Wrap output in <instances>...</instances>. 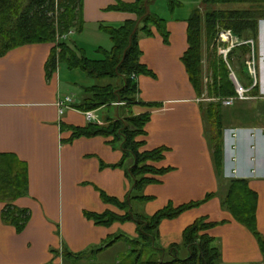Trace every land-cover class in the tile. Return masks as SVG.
Instances as JSON below:
<instances>
[{
	"label": "crops",
	"instance_id": "0c3cea01",
	"mask_svg": "<svg viewBox=\"0 0 264 264\" xmlns=\"http://www.w3.org/2000/svg\"><path fill=\"white\" fill-rule=\"evenodd\" d=\"M155 1L149 6L153 5L154 13L167 20L169 40L165 43L156 29L153 36L139 40L141 63L155 76L136 78L141 102L131 110L134 115L151 116L145 126L146 134L138 138L143 143L139 152L167 149L164 158L154 165L169 171L151 176L157 182L144 189L145 196L151 199L131 208L152 216L169 204L177 207L212 194L197 207L161 222L159 244L165 250V260L172 258L170 248L181 244L183 230L196 219L205 218L215 223L206 233L220 247L219 264H264L253 234L221 206L224 183L216 175L206 137L203 94L196 92L182 63L188 48L187 20L195 9L202 10V0H178L181 7L169 15ZM119 2L131 4L135 0L83 1L84 25L80 32L73 30L71 39L85 53V44L75 39L77 35L94 37L92 46L96 50L102 45L110 50V39L109 43L106 39L107 43L99 42L107 35L102 26H120L137 19L133 13L111 10ZM54 47L55 43L23 45L0 58V155L14 156L26 167L28 189L13 204L31 212L28 224L19 233L14 225L3 222L6 203L0 202V264H126L121 257L130 247L127 239L138 237L137 225H97L85 212L126 214L125 209L104 200L102 193L121 203L127 200L134 187L128 171L135 165V158L128 157L120 166L124 152L120 145L111 142L112 138L72 140L74 127L105 125L108 119L119 115L123 104L88 111L96 116L90 121L86 111L78 106L90 96V89L97 82L64 62L48 79L46 65ZM205 47L202 37V62ZM202 70L204 74L203 64ZM231 74L239 90L234 72ZM118 82L122 84L121 79L113 84ZM66 97L71 101L65 103L61 113L59 104ZM104 111L106 119L99 115ZM225 128L223 178L245 179L256 193V227L264 240V128L244 125L237 128L240 131L234 138L231 133L230 137L227 135ZM179 248L176 255L186 257L187 250ZM95 249L99 251L93 256L78 261L65 253H89Z\"/></svg>",
	"mask_w": 264,
	"mask_h": 264
},
{
	"label": "trees",
	"instance_id": "16d2710c",
	"mask_svg": "<svg viewBox=\"0 0 264 264\" xmlns=\"http://www.w3.org/2000/svg\"><path fill=\"white\" fill-rule=\"evenodd\" d=\"M84 0H0V58L11 50L20 46L37 43H55L46 69L47 78L50 79L60 62H64L70 69H80L86 75L97 81L103 79H121L119 86L112 83L106 85L96 84L90 89V96L78 109L83 111H96L120 102L119 115L108 119L105 125L91 123L85 127H74L72 140L82 137L92 138L102 136L112 138V143L120 145L123 149V163L133 156L135 165L128 171L134 187L123 203L108 198L102 193V198L112 201L126 210V214L119 216L111 212L97 214L85 212L89 220L97 225L110 226L116 222H134L137 225L138 237L127 239L130 246L123 254L121 261L126 264H219L221 259L220 247L217 240L209 236L206 231L215 226V223L198 218L187 226L181 236V244L170 248L172 258L165 260V250L161 248L159 226L163 220L174 219L191 208L197 207L210 199L208 194L198 202H190L177 207L169 204L152 216H147L131 208L132 205L145 204L151 198L145 196L147 185L157 182L151 176L162 175L169 169H158L154 163L164 158L165 148L152 151L139 152L143 144L138 138L145 135V126L150 121V114L134 115L132 106L140 103L139 85L136 78L140 75L155 76L154 73L141 63L142 51L139 47L141 36L154 35V29L168 43L169 33L167 20L150 10L152 0H135L126 4L119 2L111 10L133 13L136 20H128L120 26L104 25L102 29L113 43L110 50L99 48V59H90L85 51L79 48L74 40L64 39L62 35L69 30L80 32L84 25L82 9ZM169 13L181 7L178 0H164ZM202 3L213 7L204 13V41L207 47L213 45L221 30L230 31L242 40L253 41V47L259 33L260 23L264 21V0H202ZM234 4H244L246 8L229 7ZM218 7V8H217ZM187 42L188 48L182 57L189 80L200 95L207 91L209 98L235 97L237 84L229 68L238 64L246 71L248 65L244 57L250 52L246 45L232 49L228 54L227 64L219 58L217 62L210 63L212 71L211 85H204L202 70V15L200 9H195L188 20ZM227 65V66H226ZM232 70V69H231ZM235 74V72H234ZM236 76V74H235ZM248 77V75H247ZM249 78V77H248ZM250 79V78H249ZM238 80V79H237ZM251 80V79H250ZM235 86V88H234ZM248 88V86L246 87ZM258 87L250 88L252 96H259ZM239 91V90H238ZM264 101L261 96L257 102ZM204 127L206 137L211 148L213 166L220 183H224L223 195L220 203L222 208L230 213L235 221L247 228L256 239L262 255L264 256V240L256 227L257 195L248 187L245 179L223 178V135L224 118L221 102L209 103L203 107ZM236 121H242L245 126H254L255 120L247 118V111L241 105L227 115L235 116ZM252 120V121H251ZM224 180V181H223ZM222 187V186H221ZM28 189V174L23 163L11 155H0V202L6 203L2 212L4 223L12 224L17 232H22L31 218L27 209H19L13 202L23 196ZM120 237H115L109 245ZM182 247L187 250L186 257H178L176 252ZM99 249L79 254L65 252L75 261L93 256Z\"/></svg>",
	"mask_w": 264,
	"mask_h": 264
},
{
	"label": "rangeland",
	"instance_id": "374dc122",
	"mask_svg": "<svg viewBox=\"0 0 264 264\" xmlns=\"http://www.w3.org/2000/svg\"><path fill=\"white\" fill-rule=\"evenodd\" d=\"M155 3L158 4V6H160V10H163L165 12L166 15H169V9L165 3L164 0H156ZM199 3V2H198ZM201 10V15H202V23H201V29H202V37H204V13L207 10H210L213 7H209L207 5H205L204 3H202V1H200L199 3ZM153 5L150 6V9L152 10ZM229 7H233V8H246V5L244 4H234V5H230ZM218 8V7H217ZM154 12V9L152 10ZM178 11V10H176ZM79 35H77L75 37V39L77 38L78 41L83 42V45L86 48V55L87 57H89L90 59H99L100 55L97 53V50L93 48L92 44H95V39L94 37H89L87 35L84 36H80L78 38ZM73 38V36H72ZM143 38V36L140 37L139 40H141ZM108 41L109 43V36L105 35L104 38H102V43H105L106 41ZM107 43V42H106ZM103 48L105 49V45H102ZM206 50H204V56H203V67H204V74H203V79H205V82L203 80L204 85H211L212 83V71L210 70V63L212 64V62L216 61L221 58L226 64L228 62V56L230 54H227L226 60L224 59L223 55L221 54V51L226 48V45L221 44L220 42H218V35L216 37V39L214 40V43L212 46L207 47L206 45ZM244 61L247 62L246 65L248 66H252L254 64L255 66V70H256V75H257V87H258V94L259 96H262L264 98V21L260 23L259 26V33L257 36V39L255 41V46L253 49V53L252 51H250L249 53H247L244 57ZM227 66V65H226ZM229 69V67H228ZM232 69L233 72H235L236 74V78L238 79L239 83L246 88L248 86L249 88H252V84L253 81L250 80L247 77V72L244 69H241V67L236 64V66L230 68ZM230 74V72H229ZM94 79V78H93ZM97 84L100 85H106L108 83H115V81L120 80L119 79H103L100 81H97L96 79H94ZM120 85V82H118V85ZM247 89V88H246ZM207 91L206 89H204V92L202 93V100H201V104L202 107H207V105L209 103H219L221 102L222 108H223V114H225V118H224V125L225 127H227V135L230 137L231 134H233V138L236 136L237 133H239L240 130H238L237 128L244 126L243 123H241L242 121H236L235 117L240 116L242 117L239 112L235 113V116H229L227 115L228 113H230L233 109L239 107L241 105V109L247 111V118H248V122H249V117H251V119L255 120L256 124L254 126H262V128H264V101L261 100V102H257V99H238L236 101L233 102L232 105L230 106H224L222 101L218 98H209L207 96ZM251 97L252 94L249 91L247 94V98ZM254 97V96H253ZM103 115L106 119L107 117V112H100L99 115ZM252 121V120H251ZM224 127V128H225ZM226 129V128H225ZM231 129V131H229ZM229 133V134H228ZM231 133V134H230ZM235 134V135H234Z\"/></svg>",
	"mask_w": 264,
	"mask_h": 264
},
{
	"label": "built area",
	"instance_id": "2783aa9c",
	"mask_svg": "<svg viewBox=\"0 0 264 264\" xmlns=\"http://www.w3.org/2000/svg\"><path fill=\"white\" fill-rule=\"evenodd\" d=\"M74 34L73 30H69L66 34L62 35V37L64 39H70ZM218 42H220L223 45H226V48H224L221 51V54L223 55L224 59L226 60L227 54L234 48L239 47L241 45H246V40H242L240 38H238L236 35L232 34L230 31L227 30H221L218 33ZM253 49H250V51H252L253 53ZM249 69L247 71V75L248 77L253 81L252 87H254L255 85H257V75H256V70H255V66L254 64L252 66H248L246 68V70ZM252 69V70H250ZM230 73L233 72L230 68ZM237 82L239 83V81L237 80ZM235 88V86H234ZM250 89V88H249ZM249 89L244 88L240 83H239V91L235 88V92H236V96L235 97H228V98H222L221 101L223 103L224 106H230L233 104L234 101L238 100V99H257L260 98L261 96H257V97H253V96H249L248 98L246 97ZM71 98L66 97L65 101H61L59 106L61 107V113L63 112L62 108L65 107V103L70 102ZM86 116L87 118L92 121L96 119V116L93 112H86ZM256 131V130H255ZM235 135V134H234Z\"/></svg>",
	"mask_w": 264,
	"mask_h": 264
},
{
	"label": "water",
	"instance_id": "95a60500",
	"mask_svg": "<svg viewBox=\"0 0 264 264\" xmlns=\"http://www.w3.org/2000/svg\"><path fill=\"white\" fill-rule=\"evenodd\" d=\"M246 46H247L249 49H252V48H253V41L248 40V41L246 42ZM229 78H230V74H229Z\"/></svg>",
	"mask_w": 264,
	"mask_h": 264
}]
</instances>
